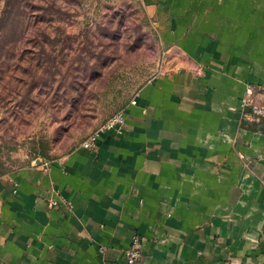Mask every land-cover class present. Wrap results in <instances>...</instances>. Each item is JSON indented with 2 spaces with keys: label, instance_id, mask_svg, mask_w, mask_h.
Here are the masks:
<instances>
[{
  "label": "crops",
  "instance_id": "1",
  "mask_svg": "<svg viewBox=\"0 0 264 264\" xmlns=\"http://www.w3.org/2000/svg\"><path fill=\"white\" fill-rule=\"evenodd\" d=\"M139 2L159 73L122 133L0 176V264H124L133 234L136 264H264V122L239 107L264 86V0Z\"/></svg>",
  "mask_w": 264,
  "mask_h": 264
},
{
  "label": "rangeland",
  "instance_id": "2",
  "mask_svg": "<svg viewBox=\"0 0 264 264\" xmlns=\"http://www.w3.org/2000/svg\"><path fill=\"white\" fill-rule=\"evenodd\" d=\"M162 59L139 0H0V176L80 146Z\"/></svg>",
  "mask_w": 264,
  "mask_h": 264
},
{
  "label": "built area",
  "instance_id": "3",
  "mask_svg": "<svg viewBox=\"0 0 264 264\" xmlns=\"http://www.w3.org/2000/svg\"><path fill=\"white\" fill-rule=\"evenodd\" d=\"M137 94L132 99L131 103H135ZM239 107L242 117L250 122L262 123L264 122V86L248 87L245 95L240 99ZM124 117L121 112L112 115L106 122L99 128V130L92 134L85 140L81 147L86 149H93L96 147L98 136L104 131H114L122 133L124 130ZM44 167L47 169L49 162H43ZM49 206L54 208L61 203L56 199L49 200ZM69 206V204H67ZM70 207V206H69ZM143 241L138 234H133L128 249L125 251L124 264H136L142 258ZM99 252H104V247L99 248Z\"/></svg>",
  "mask_w": 264,
  "mask_h": 264
},
{
  "label": "trees",
  "instance_id": "4",
  "mask_svg": "<svg viewBox=\"0 0 264 264\" xmlns=\"http://www.w3.org/2000/svg\"><path fill=\"white\" fill-rule=\"evenodd\" d=\"M0 175H1V173H0Z\"/></svg>",
  "mask_w": 264,
  "mask_h": 264
}]
</instances>
